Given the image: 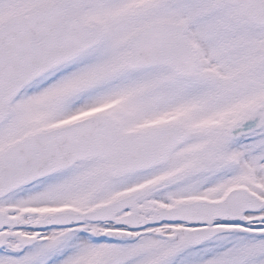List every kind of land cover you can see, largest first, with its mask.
I'll use <instances>...</instances> for the list:
<instances>
[{"label":"snow or ice","instance_id":"1","mask_svg":"<svg viewBox=\"0 0 264 264\" xmlns=\"http://www.w3.org/2000/svg\"><path fill=\"white\" fill-rule=\"evenodd\" d=\"M0 264H264V0H0Z\"/></svg>","mask_w":264,"mask_h":264}]
</instances>
